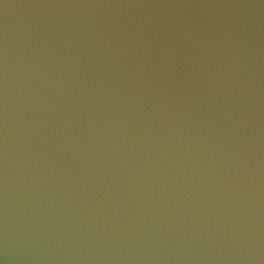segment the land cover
<instances>
[{"label":"water","instance_id":"95a60500","mask_svg":"<svg viewBox=\"0 0 264 264\" xmlns=\"http://www.w3.org/2000/svg\"><path fill=\"white\" fill-rule=\"evenodd\" d=\"M0 264H264V0H0Z\"/></svg>","mask_w":264,"mask_h":264}]
</instances>
